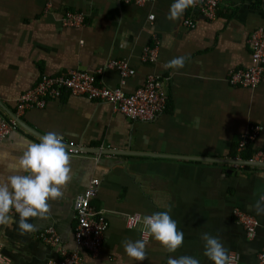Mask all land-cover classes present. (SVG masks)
<instances>
[{
    "label": "crops",
    "instance_id": "crops-1",
    "mask_svg": "<svg viewBox=\"0 0 264 264\" xmlns=\"http://www.w3.org/2000/svg\"><path fill=\"white\" fill-rule=\"evenodd\" d=\"M171 3L0 0V118L11 117L8 110L17 115L19 96L43 74L69 69L102 68L97 80L126 93L155 73L165 78L168 94L166 111L150 121L131 119L109 102L69 93L44 107L18 112L29 129L19 123L0 140V183L13 174L12 166L28 144L46 132L59 134L65 145L74 142L84 152L69 155L70 179L61 196L47 201L45 217L27 218L34 231L21 235L18 214L11 210L12 222L0 225L2 251L11 264H44L58 257L59 245H47L38 237L50 226L63 246H74L73 202L93 177L100 178V186L92 203L105 212L109 226L101 250L83 252L82 264H167L168 257L180 255L213 264L203 254L204 232L218 236L229 253L237 252L240 264H257L264 245V214L252 206L263 194L264 166L237 167L231 160L251 125L262 126L252 149H264V76L256 88L234 87L228 73L250 64L248 40L254 29L264 26V0H223L214 19L188 7L179 18L166 19ZM67 9L83 12L85 23L64 26L61 18ZM191 18L193 26L186 23ZM153 35L160 40L157 58L145 62L142 55ZM177 56H184L183 67H165ZM121 58L135 68L123 82L117 70L105 68ZM235 208L257 218L253 236L237 221ZM164 210L183 232L182 244L169 253L149 235L144 259L128 257L121 242L142 236L140 227H127L126 216Z\"/></svg>",
    "mask_w": 264,
    "mask_h": 264
},
{
    "label": "built area",
    "instance_id": "built-area-1",
    "mask_svg": "<svg viewBox=\"0 0 264 264\" xmlns=\"http://www.w3.org/2000/svg\"><path fill=\"white\" fill-rule=\"evenodd\" d=\"M125 3L143 5L154 0H122ZM223 0H194L191 10L205 15L208 19H214L218 15L219 6ZM154 15H150L153 19ZM193 19L186 20V23L193 26ZM64 26L79 27L85 23V14L81 11L67 9L61 18ZM160 40L153 35L152 44L145 47L142 59L145 62H154L157 58ZM250 47V64L247 67H239L230 70L228 82L234 87L256 88L264 76V26L254 29L248 40ZM105 68H112L118 71L122 82L135 73V68L127 59H112L105 65ZM96 71L86 69H69L56 75L43 74L35 86L22 93L17 100L18 112L32 107H44L50 99H57L64 93L72 95H83L87 98L106 101L113 105L114 109L123 115L143 121H150L157 118L166 111L168 106V94L165 90V78L150 73L143 83L133 92L126 93L121 87H110L97 80ZM20 127L19 122L13 117L0 118V140L6 139L11 132ZM262 126L251 125L244 132L237 143L236 154L233 158L235 166H244L242 154L248 150L256 140ZM68 155H78L84 152L78 144L69 142L65 145ZM258 162H264V149L254 150L251 158ZM100 186V178H91L89 184L76 195L73 207L75 226L73 229L74 246L68 248L60 243V236L52 226L45 228L39 233L42 242L50 246L59 245V256L49 259L44 264H82L83 252L91 254L98 253L104 243L106 231L109 226L108 218L103 210L97 209L92 201L96 198ZM264 196V190L263 194ZM15 213L14 209H10ZM143 214L132 213L126 216V225L129 228L141 229V236L148 240L142 225ZM234 216L242 224L249 236L256 233L259 222L255 216L240 208L234 209ZM230 264H240V256L232 251ZM0 264H11L10 258L2 251L0 242ZM257 264H264V245L258 254Z\"/></svg>",
    "mask_w": 264,
    "mask_h": 264
},
{
    "label": "clouds",
    "instance_id": "clouds-1",
    "mask_svg": "<svg viewBox=\"0 0 264 264\" xmlns=\"http://www.w3.org/2000/svg\"><path fill=\"white\" fill-rule=\"evenodd\" d=\"M194 0H172L166 19L179 18L185 8L192 6ZM184 56L173 57L165 67L178 69L183 67ZM198 120V118H196ZM13 174L6 182L0 183V225L12 222L10 209L18 214L17 226L21 235L35 230L28 221L29 217H45L49 199L62 195L61 187L70 179L69 155L61 136L49 131L39 137L37 142L29 143L16 159ZM19 169V171H16ZM23 173V174H21ZM257 214H264V196L252 206ZM146 233L158 241L166 252L172 253L182 244L183 232L176 226L169 210L156 211L142 218ZM204 255L213 264H230V254L218 236L201 233ZM125 254L135 261L145 257V239H125L122 242ZM167 264H200L189 255L176 258L168 257Z\"/></svg>",
    "mask_w": 264,
    "mask_h": 264
},
{
    "label": "water",
    "instance_id": "water-1",
    "mask_svg": "<svg viewBox=\"0 0 264 264\" xmlns=\"http://www.w3.org/2000/svg\"><path fill=\"white\" fill-rule=\"evenodd\" d=\"M0 104H1V102H0ZM8 113L10 114L11 117L15 118L22 126H24V127L29 129V127L14 112L8 110ZM93 151H97V150L94 149ZM102 151H106V150H102ZM108 151L111 152V153H115V154L116 153H118V154H137L138 153V152L120 151V150H114V151L108 150ZM147 154L151 155V153H147ZM194 159H204V158H194ZM205 160L215 161V159H212V158H205ZM231 161H234V160L232 159ZM241 162L244 163V164H248V165L264 166V162H258V161H253V160H241Z\"/></svg>",
    "mask_w": 264,
    "mask_h": 264
},
{
    "label": "trees",
    "instance_id": "trees-1",
    "mask_svg": "<svg viewBox=\"0 0 264 264\" xmlns=\"http://www.w3.org/2000/svg\"><path fill=\"white\" fill-rule=\"evenodd\" d=\"M253 151H254V150L252 149V146H251V148H249L248 150H245V151L243 152V154L245 155V158H247V159L251 158V155H252Z\"/></svg>",
    "mask_w": 264,
    "mask_h": 264
}]
</instances>
